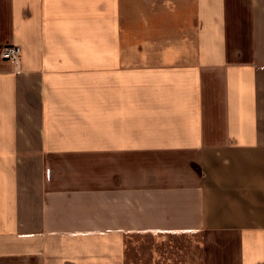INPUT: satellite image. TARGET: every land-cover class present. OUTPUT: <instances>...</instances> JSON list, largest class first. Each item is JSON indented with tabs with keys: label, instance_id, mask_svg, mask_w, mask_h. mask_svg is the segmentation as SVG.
<instances>
[{
	"label": "crops",
	"instance_id": "1",
	"mask_svg": "<svg viewBox=\"0 0 264 264\" xmlns=\"http://www.w3.org/2000/svg\"><path fill=\"white\" fill-rule=\"evenodd\" d=\"M0 264H264V0H0Z\"/></svg>",
	"mask_w": 264,
	"mask_h": 264
},
{
	"label": "built area",
	"instance_id": "2",
	"mask_svg": "<svg viewBox=\"0 0 264 264\" xmlns=\"http://www.w3.org/2000/svg\"><path fill=\"white\" fill-rule=\"evenodd\" d=\"M21 55L20 46L16 45H4L0 48V59L16 61Z\"/></svg>",
	"mask_w": 264,
	"mask_h": 264
}]
</instances>
